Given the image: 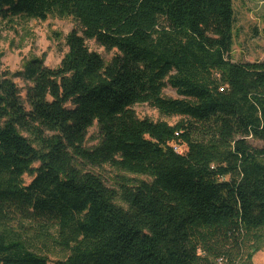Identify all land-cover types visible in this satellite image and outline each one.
Wrapping results in <instances>:
<instances>
[{
    "label": "trees",
    "instance_id": "trees-1",
    "mask_svg": "<svg viewBox=\"0 0 264 264\" xmlns=\"http://www.w3.org/2000/svg\"><path fill=\"white\" fill-rule=\"evenodd\" d=\"M51 17L80 27L58 68L0 67V264H250L264 147L246 138L264 144V62L232 60L234 0H0V27ZM141 104L183 120L140 119ZM76 161L148 181L117 193ZM17 218L54 227L67 258L31 250Z\"/></svg>",
    "mask_w": 264,
    "mask_h": 264
},
{
    "label": "rangeland",
    "instance_id": "rangeland-1",
    "mask_svg": "<svg viewBox=\"0 0 264 264\" xmlns=\"http://www.w3.org/2000/svg\"><path fill=\"white\" fill-rule=\"evenodd\" d=\"M235 27L232 60L235 63H263L264 62V0H234ZM72 31H80V27L72 18H54L47 21H23L16 20L13 23L3 24L0 27V67L14 75L21 72L29 61L44 59L45 66L56 69L68 52L66 38ZM88 48L101 55L106 63H109L116 55V51H108L92 40L87 41ZM23 94L25 83L16 79ZM167 98H178L175 90L168 87L164 91ZM138 118L150 119L154 122H166L175 126L183 119L180 117L168 118L157 109L148 104L134 107ZM246 142L252 149H261L264 144L255 138H246ZM100 142V134L95 127L90 130L87 138V148H95ZM76 167L83 173H92L103 179L105 185L120 192L122 185L135 184L140 181H148L145 176L125 173L110 165L95 167L88 163L75 162ZM31 176H25V182L32 181ZM118 206L126 205L117 198ZM11 229L27 243L34 252L46 256L52 263L65 260L68 254L57 244V233L50 226L48 232H43L40 224L29 220L16 219ZM258 241L253 245L254 257L250 264H264V231L256 233ZM243 264V263H240Z\"/></svg>",
    "mask_w": 264,
    "mask_h": 264
},
{
    "label": "built area",
    "instance_id": "built-area-1",
    "mask_svg": "<svg viewBox=\"0 0 264 264\" xmlns=\"http://www.w3.org/2000/svg\"><path fill=\"white\" fill-rule=\"evenodd\" d=\"M175 150L179 153H182L183 152V147H175Z\"/></svg>",
    "mask_w": 264,
    "mask_h": 264
}]
</instances>
